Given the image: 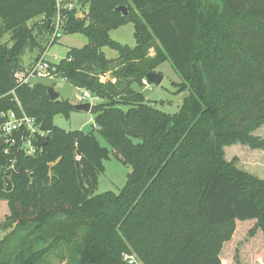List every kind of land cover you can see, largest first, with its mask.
Instances as JSON below:
<instances>
[{"label": "trees", "instance_id": "obj_1", "mask_svg": "<svg viewBox=\"0 0 264 264\" xmlns=\"http://www.w3.org/2000/svg\"><path fill=\"white\" fill-rule=\"evenodd\" d=\"M54 12V0H0V111L33 117L44 133L32 138V155L0 136V200L9 209L0 264H49L53 253L64 264H128L123 253L143 264H222L237 221L255 220L264 234V179L223 150L264 149L252 134L264 124V0H89L86 17L69 16L64 31L88 42L53 64L55 77L106 100L90 113L131 167L118 194L93 193L109 157L93 131L54 124L74 106L50 99L43 82L15 81L26 49L38 56L58 38L48 26ZM129 22L133 47L109 36ZM105 46L117 56L107 58ZM166 60L188 91L175 113L134 88Z\"/></svg>", "mask_w": 264, "mask_h": 264}, {"label": "rangeland", "instance_id": "obj_2", "mask_svg": "<svg viewBox=\"0 0 264 264\" xmlns=\"http://www.w3.org/2000/svg\"><path fill=\"white\" fill-rule=\"evenodd\" d=\"M37 19L38 18H35L34 20ZM29 24H31V21ZM133 32V23L129 22L110 30L109 36L112 40L122 45L133 47L135 45ZM6 40H8V35L2 38L3 42ZM39 40L43 46L46 45L43 39L40 38ZM87 42V37L80 32L69 33L63 31L56 41L46 48L44 57L52 64H57L66 56L68 50L71 48H80L86 45ZM102 51L107 58H115L117 56V52L108 46L103 47ZM30 52L36 53L38 49L34 51L26 49L22 56L23 63L28 62ZM149 53L152 55L153 50L150 49ZM155 72L162 77L159 84L150 82L148 87L134 85V88L141 92L145 99L148 100L150 104L154 105L155 108L166 113L177 112L184 97L188 95V91L180 89L179 83L181 79L169 60L162 62L156 68ZM108 77H110V75H108ZM41 82L47 84L49 87H53L54 90L58 92L61 99L68 100L73 106L82 102H91L94 104L106 101L99 98L84 100L79 88L60 79H55V81L43 80ZM118 106L123 109L127 108V106L123 104H119ZM53 122L56 126L64 130L93 131L100 144L109 150V157L103 161L104 169L98 175L97 185L93 193L100 194L106 191H112L118 194L126 183L127 174L131 171V167L122 164L115 157L109 143L95 129L93 114L90 113V111L73 108L68 117L62 114L55 115ZM252 134L264 139V124H261L253 130ZM223 150L225 160L232 161L238 169L249 172L259 178H261V175H264V149H260L262 150L261 153H257L248 145L236 142L224 146ZM8 214V206L4 209V207L0 205V223L5 220ZM254 225L255 220L236 222V229L232 238L223 245L220 254L222 264H264V234L260 229H254ZM8 230L9 229L3 230L0 227V239ZM251 230H254L252 234H250ZM60 256L59 253L58 255L53 253L47 258V262L49 264H64L63 261L59 260Z\"/></svg>", "mask_w": 264, "mask_h": 264}, {"label": "built area", "instance_id": "obj_3", "mask_svg": "<svg viewBox=\"0 0 264 264\" xmlns=\"http://www.w3.org/2000/svg\"><path fill=\"white\" fill-rule=\"evenodd\" d=\"M55 12L48 19V26L51 28V38L59 36L67 25L69 16L74 18H84L89 11V0H54ZM44 53L35 58L20 70H16L14 78L16 83L33 85L43 80L55 81V67L44 57ZM59 80V79H58ZM150 81L142 79V86H149ZM83 99H92L94 96L87 89H80ZM44 135L33 117L24 113L18 114L14 111H0V136L11 146H18L27 154L32 155L36 152L32 143V138L36 135ZM9 154V148L5 149ZM10 170L14 169V160L10 164ZM122 259L128 264H143L134 254L123 253Z\"/></svg>", "mask_w": 264, "mask_h": 264}, {"label": "water", "instance_id": "obj_4", "mask_svg": "<svg viewBox=\"0 0 264 264\" xmlns=\"http://www.w3.org/2000/svg\"><path fill=\"white\" fill-rule=\"evenodd\" d=\"M116 10L121 12L122 15H126V13H127V10L124 6H119L116 8ZM146 79H148L150 82H153L154 84H159L161 82L162 77L160 74L153 72V73L147 74ZM48 95H49L50 99H52V100L57 99L59 97L58 92L56 90H54L53 87H48ZM74 108L78 109V110H83V111H90L91 103L90 102H82V103L75 105ZM5 171H6L5 168L1 169L2 173H5ZM4 181L6 184V191L11 190L12 185H11L10 179L7 176H5Z\"/></svg>", "mask_w": 264, "mask_h": 264}, {"label": "crops", "instance_id": "obj_5", "mask_svg": "<svg viewBox=\"0 0 264 264\" xmlns=\"http://www.w3.org/2000/svg\"><path fill=\"white\" fill-rule=\"evenodd\" d=\"M36 54L37 53H35V52H30V55H29V60H28V62H24V64H27V63H30L34 58H35V56H36ZM94 99L96 98V97H93ZM92 98V99H93ZM84 100H86V99H84ZM91 103V102H90ZM91 105H92V103H91ZM257 153L259 152V153H261V151L262 150H260V149H254ZM256 159H258V158H256ZM250 162V161H249ZM250 164H251V162H250ZM264 175H261V178H264L263 177ZM0 205L2 206V207H4V209H5V207H7L8 205H7V201H5V200H0Z\"/></svg>", "mask_w": 264, "mask_h": 264}]
</instances>
